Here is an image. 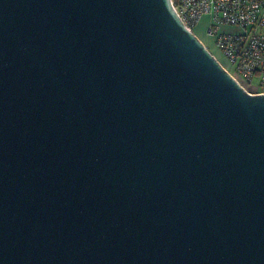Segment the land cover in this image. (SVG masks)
Here are the masks:
<instances>
[{
    "label": "water",
    "instance_id": "1",
    "mask_svg": "<svg viewBox=\"0 0 264 264\" xmlns=\"http://www.w3.org/2000/svg\"><path fill=\"white\" fill-rule=\"evenodd\" d=\"M0 264H264V94L172 0H0Z\"/></svg>",
    "mask_w": 264,
    "mask_h": 264
},
{
    "label": "built area",
    "instance_id": "2",
    "mask_svg": "<svg viewBox=\"0 0 264 264\" xmlns=\"http://www.w3.org/2000/svg\"><path fill=\"white\" fill-rule=\"evenodd\" d=\"M185 25L206 34L225 69L254 95L264 94V0H172Z\"/></svg>",
    "mask_w": 264,
    "mask_h": 264
},
{
    "label": "rangeland",
    "instance_id": "3",
    "mask_svg": "<svg viewBox=\"0 0 264 264\" xmlns=\"http://www.w3.org/2000/svg\"><path fill=\"white\" fill-rule=\"evenodd\" d=\"M206 25H207V21L204 20V22H202V24L199 26V28H197L195 30V34L197 35L198 38H200L203 43L212 51V53L217 56V58L220 60V62L225 65V59L222 56V54L219 52L218 49H216V47H214L213 43H212V39L209 38L206 34Z\"/></svg>",
    "mask_w": 264,
    "mask_h": 264
},
{
    "label": "bare ground",
    "instance_id": "4",
    "mask_svg": "<svg viewBox=\"0 0 264 264\" xmlns=\"http://www.w3.org/2000/svg\"><path fill=\"white\" fill-rule=\"evenodd\" d=\"M217 57V56H216ZM218 59V58H217ZM219 60V59H218ZM220 61V60H219ZM222 64V63H221ZM223 65V64H222ZM224 66V65H223Z\"/></svg>",
    "mask_w": 264,
    "mask_h": 264
}]
</instances>
